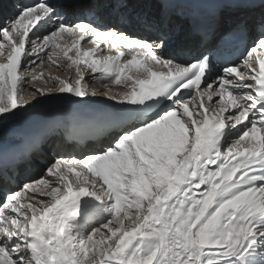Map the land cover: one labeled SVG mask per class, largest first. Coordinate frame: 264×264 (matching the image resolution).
Returning a JSON list of instances; mask_svg holds the SVG:
<instances>
[{"label": "snow or ice", "instance_id": "6c2138e0", "mask_svg": "<svg viewBox=\"0 0 264 264\" xmlns=\"http://www.w3.org/2000/svg\"><path fill=\"white\" fill-rule=\"evenodd\" d=\"M12 2L0 264H264V0H198L197 51L159 24L190 0ZM103 98L87 137L53 122L5 146L40 105Z\"/></svg>", "mask_w": 264, "mask_h": 264}, {"label": "bare ground", "instance_id": "6f19581e", "mask_svg": "<svg viewBox=\"0 0 264 264\" xmlns=\"http://www.w3.org/2000/svg\"><path fill=\"white\" fill-rule=\"evenodd\" d=\"M0 5H2V12H3L4 17H7L11 13V11L13 10V7H14L12 0H0ZM6 9H9V10H6ZM152 10L153 9H151V11ZM136 11L140 12V11H142V9H136ZM189 13H190L189 9L185 10V14L181 13L179 11H176V14L173 15L171 18L173 19V21L178 20L179 22H177V24L178 25L182 24V26L185 27V29L183 31L184 34H182V39L180 38L181 42L179 44V47H185V48H189L193 51H197V50H200L201 46H200L199 38L196 35H191L189 38L183 39V36L188 33V29L192 24L191 20L194 18V16L190 17ZM171 23L172 22H170V24ZM159 24L160 25L163 24L162 20L159 21ZM170 26L173 27L176 25L171 24ZM164 30L170 31V29H164ZM174 39L175 40L177 39V35L175 33H173V41H174ZM100 90H103V89H100ZM103 99H106V98H103ZM35 110L37 112H35L33 115L34 121H37V122L45 121L47 116L44 113V111L42 110V108L38 107ZM86 150H87V147L85 149H83L80 146H78L77 144H73L71 147L62 148L61 152L67 155V154H73V153L79 154L82 151H86Z\"/></svg>", "mask_w": 264, "mask_h": 264}, {"label": "rangeland", "instance_id": "374dc122", "mask_svg": "<svg viewBox=\"0 0 264 264\" xmlns=\"http://www.w3.org/2000/svg\"><path fill=\"white\" fill-rule=\"evenodd\" d=\"M6 10H8V9H6Z\"/></svg>", "mask_w": 264, "mask_h": 264}]
</instances>
